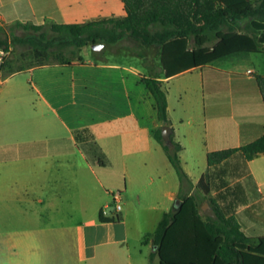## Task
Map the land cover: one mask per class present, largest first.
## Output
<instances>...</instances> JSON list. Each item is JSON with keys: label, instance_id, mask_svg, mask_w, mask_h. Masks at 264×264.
I'll return each instance as SVG.
<instances>
[{"label": "crops", "instance_id": "obj_1", "mask_svg": "<svg viewBox=\"0 0 264 264\" xmlns=\"http://www.w3.org/2000/svg\"><path fill=\"white\" fill-rule=\"evenodd\" d=\"M126 16L121 0H0L6 33L17 24ZM260 21L248 17L225 26L250 32ZM129 39L103 43L99 51L88 45L71 64L1 74L0 264H159L153 240L144 239L165 213L177 210L181 189L196 194L203 219L215 218L218 206L238 218L251 245L264 237V154L248 161L237 153L215 167L207 160L210 152L264 135L255 78L264 75V54H235L167 78L161 48L132 49L124 46ZM144 79L161 81L167 93L172 138L183 147L190 179L184 188L154 135L163 125ZM92 142L105 166L91 152ZM206 174L209 195L198 187ZM104 210L112 221H101Z\"/></svg>", "mask_w": 264, "mask_h": 264}, {"label": "trees", "instance_id": "obj_2", "mask_svg": "<svg viewBox=\"0 0 264 264\" xmlns=\"http://www.w3.org/2000/svg\"><path fill=\"white\" fill-rule=\"evenodd\" d=\"M127 16L123 19H99L81 24H54L48 27L17 24L11 29H23L25 36H15L16 45L33 51L34 61L27 62V56L14 55L1 66L3 76L9 77L26 69L53 63L71 64L82 60L84 47L94 44H116L126 35L144 46L158 45L161 61L167 78L179 75L193 68L211 65L226 57L240 53L264 54V0H121ZM248 17H259L251 31L237 33L222 32L221 28L231 21ZM159 26L156 33L152 28ZM216 32V34H213ZM195 37L196 48L190 47ZM217 43L207 46L212 37ZM6 42H0V48ZM57 58L54 62L53 58ZM264 100V75H255ZM155 99L157 118L163 126L169 125L168 99L163 83L157 79H144ZM162 126V127H163ZM162 127L154 131L169 159L179 174L181 183H190L184 170L181 144L173 140L169 147L162 138ZM91 152L98 157L100 165L107 162L98 154L96 142L91 143ZM237 153L251 161L264 154V135L240 148L210 152L209 167L219 166ZM198 187L209 195L211 182L204 175ZM181 206L165 213L157 230L145 236L144 243L153 240L159 257V264H264V237L256 245L242 229L235 216H228L218 206L214 207L215 218L203 219L196 194L187 195L184 189L178 195ZM101 221L110 222L103 216Z\"/></svg>", "mask_w": 264, "mask_h": 264}, {"label": "rangeland", "instance_id": "obj_3", "mask_svg": "<svg viewBox=\"0 0 264 264\" xmlns=\"http://www.w3.org/2000/svg\"><path fill=\"white\" fill-rule=\"evenodd\" d=\"M161 30L162 29L159 26H155V27L152 28V32H154V33L158 32V31H161ZM221 31H228V29H227L226 26H223L221 28ZM27 34H28V32H26L23 29H9L7 33L4 30H0V42H6L7 43V46L4 45V46H2L0 48V55H2L4 52H6V53L8 52V55H6V56L4 55L3 63L8 58H10V57H12L14 55L27 56V62L34 61V58H33V54L34 53H33L32 50H30L28 47L16 45L13 42V39H14L15 36H25ZM213 34H216V32H214ZM190 40H191L190 41V47L191 48H196L195 37L192 36ZM216 41H217L216 38L213 36L211 38V41L209 43H207V46H209V47L213 46ZM124 46H127V47L132 48V49H136V50L142 48V45H141L140 42H137V41H134V40H130V39H129V41H125L124 42ZM107 50L109 51L108 48H107ZM57 58L54 57L53 61L56 62ZM166 88H168V86H166ZM176 202L177 201L174 202V207L176 205ZM0 214H1V212H0Z\"/></svg>", "mask_w": 264, "mask_h": 264}, {"label": "water", "instance_id": "obj_4", "mask_svg": "<svg viewBox=\"0 0 264 264\" xmlns=\"http://www.w3.org/2000/svg\"><path fill=\"white\" fill-rule=\"evenodd\" d=\"M104 47H105L104 44H94V45H92V48L94 50H97V51L102 50ZM172 135H173V129L169 125H165V126L162 127V138H163L165 144L167 146H169V147L173 146ZM180 206H181V201L177 200L175 207L177 209H179Z\"/></svg>", "mask_w": 264, "mask_h": 264}, {"label": "built area", "instance_id": "obj_5", "mask_svg": "<svg viewBox=\"0 0 264 264\" xmlns=\"http://www.w3.org/2000/svg\"><path fill=\"white\" fill-rule=\"evenodd\" d=\"M4 55H5V56L8 55V52H7V53L4 52L2 55H0V66H1L2 63H3ZM1 74H2V73H1V70H0V77H1ZM118 198H119V196H117V195L114 197L115 202H116V211H117V212H120V211L122 210V205L119 203ZM102 213H103V216H107V211H106V210H104Z\"/></svg>", "mask_w": 264, "mask_h": 264}]
</instances>
